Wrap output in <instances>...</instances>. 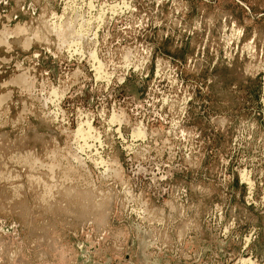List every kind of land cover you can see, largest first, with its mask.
I'll use <instances>...</instances> for the list:
<instances>
[{
    "label": "rangeland",
    "instance_id": "1",
    "mask_svg": "<svg viewBox=\"0 0 264 264\" xmlns=\"http://www.w3.org/2000/svg\"><path fill=\"white\" fill-rule=\"evenodd\" d=\"M263 106L264 0H0V264H264Z\"/></svg>",
    "mask_w": 264,
    "mask_h": 264
},
{
    "label": "bare ground",
    "instance_id": "2",
    "mask_svg": "<svg viewBox=\"0 0 264 264\" xmlns=\"http://www.w3.org/2000/svg\"><path fill=\"white\" fill-rule=\"evenodd\" d=\"M89 1H90V0H89ZM68 9H69V8H68ZM80 21H81V20H80ZM97 22H98V21H97ZM90 23H91V22H90ZM58 26H59V25H58ZM68 26L70 27V25H68ZM23 28H24V27H23ZM66 28H67V27H66ZM48 29H49V28H48ZM51 29H52V28H51ZM82 29H83V28H82ZM95 29H96V28H95ZM75 31H76V30H75ZM1 33H2V32H1ZM15 33H16V32H15ZM3 34H4V33H3ZM3 34H2V35H3ZM64 37H65V36H64ZM77 38H78V37H77ZM65 39H66V38H65ZM28 40H29V39H28ZM28 40H26V41H28ZM63 41H64V40H63ZM69 44H70V43H69ZM92 44H93V43H92ZM74 45H75V44H74ZM93 48H94V47H93ZM90 52H91V51H90ZM93 55H95V54H93ZM92 60H93V59H92ZM96 61H97V60H96ZM98 66H99V63H98ZM99 67H100V66H99ZM134 68H135V67H134ZM98 70H99V69H98ZM98 70H97V71H98ZM100 74H101V73H100ZM106 74H107V73H106ZM98 75H99V74H98ZM94 76H95V75H94ZM99 76H100V75H99ZM100 77H101V76H100ZM103 79H104V78H103ZM103 79H102V80H103ZM12 84H13V83H12ZM32 84H33V83H32ZM53 89H54V88H53ZM53 89H52V90H53ZM55 90H56V89H55ZM65 90H66V89H65ZM52 93H53V92H52ZM58 93H59V92H58ZM63 93H64V92H63ZM56 96H57V95H56ZM54 97H55V96H54ZM60 97H61V96H60ZM53 99H54V98H53ZM263 107H264V106H263ZM119 113H120V112H119ZM113 115H114V114H113ZM110 117L112 118L111 115H110ZM113 117H114V116H113ZM115 117H116V116H115ZM116 119H117V118H116ZM88 122H89V121H88ZM121 122H122V121H121ZM125 122H126V121H125ZM139 124H140V123H139ZM87 126H88V125H87ZM79 128H80V127H79ZM137 128H138V126H137ZM117 129H118V128H117ZM117 129H116V130H117ZM92 130H93V129H92ZM131 130H132V129H131ZM133 130H134V129H133ZM138 130H139V128H138ZM138 130H137V131L135 130V131L137 132V136H138V135H141V132L138 131ZM141 131H142V130H141ZM75 132H76V131H75ZM142 132H143V131H142ZM80 133H81V132H80ZM76 134H77V133H76ZM78 134H79V133H78ZM83 134H84V133H83ZM130 134H131V133H130ZM71 135H72V134H71ZM80 135H81V134H80ZM141 136H142V135H141ZM72 138H73V137H72ZM134 138H135V137H134ZM139 138H140V137H139ZM81 139H82V138H81ZM77 151H78V150H77ZM66 154H67V153H66ZM69 155H70V154H69ZM56 156H57V154H56ZM67 157H68V156H67ZM71 158H72V155H71ZM77 158H78V157H77ZM63 159H64V158H63ZM65 159H66V158H65ZM80 159H81V158H80ZM51 160H52V159H51ZM76 160H77V159H76ZM35 161H36V160H35ZM65 161H66V160H65ZM100 161H101V160H100ZM108 162H109V161H108ZM51 163H52V162H51ZM68 163H69V162H68ZM98 163H99V162H98ZM100 163H101V162H100ZM48 164H49V163H48ZM56 164H57V163H56ZM58 164H60V163H58ZM93 164H94V163H93ZM109 164H110V163H109ZM27 165H28V164H27ZM81 165H82V164H81ZM101 165H102V164H101ZM64 166H65V165H64ZM78 166H79V165H78ZM84 166H85V165H84ZM55 167H56V166H55ZM105 167H106V166H105ZM39 168H40V167H39ZM68 168H69V167H68ZM68 168H67V169H68ZM70 168H71V167H70ZM67 169H65V170H67ZM53 170H54V169H53ZM62 170H63V169H62ZM82 170H83V169H82ZM85 170H86V169H85ZM107 170H108V169H107ZM113 170H114V168H113ZM120 170H121V169H120ZM120 170H119V171H120ZM75 171H76V170H75ZM105 171H106V170H105ZM243 171H244V170H243ZM64 173H66V172H64ZM71 173H72V171H71ZM114 173H115V172H114ZM248 173H249V172H248ZM48 174H49V173H48ZM112 174H113V173H112ZM115 174H116V173H115ZM245 174H246V173H245ZM62 175H63V174H62ZM68 175H69V174H68ZM50 176H51V175H50ZM63 176H64V175H63ZM242 176H244V175H241V177H242ZM31 177H32V176H31ZM33 177H34V176H33ZM65 177H68V176H65ZM29 179H30V178H29ZM48 179H49V177H48ZM81 179H82V178H81ZM63 181H65V179H64ZM42 182H43V181H42ZM247 183H248V182H247ZM42 184H43V183H42ZM51 185H52V184H51ZM54 185H55V184H54ZM54 185H53V186H54ZM88 185H89V184H88ZM50 187H51V186H50ZM44 188H45V187H44ZM48 188H49V186H48ZM58 188H59V187H58ZM126 189H127V187H126ZM49 191H50V189H49ZM68 191H69V190H68ZM124 191H126V190H124ZM63 192H64V191H63ZM83 193H84V192H83ZM127 193H128V192H127ZM127 193H126V194H127ZM63 194H64V193H63ZM128 201H129V200H128ZM143 208H144V207H143ZM142 211H143V210H142ZM144 211H145V210H144ZM135 213H136V212H135ZM137 213H138V212H137ZM143 213H144V212H143ZM146 216H147V215H146ZM239 261L244 262V261H247V260H246V259H245V260L243 259V260H239Z\"/></svg>",
    "mask_w": 264,
    "mask_h": 264
}]
</instances>
